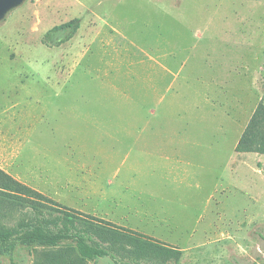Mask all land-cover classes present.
Wrapping results in <instances>:
<instances>
[{
  "label": "rangeland",
  "instance_id": "1",
  "mask_svg": "<svg viewBox=\"0 0 264 264\" xmlns=\"http://www.w3.org/2000/svg\"><path fill=\"white\" fill-rule=\"evenodd\" d=\"M263 94L264 0H25L0 21V168L169 264H264V153L234 150Z\"/></svg>",
  "mask_w": 264,
  "mask_h": 264
},
{
  "label": "trees",
  "instance_id": "2",
  "mask_svg": "<svg viewBox=\"0 0 264 264\" xmlns=\"http://www.w3.org/2000/svg\"><path fill=\"white\" fill-rule=\"evenodd\" d=\"M73 20L53 29L70 27ZM234 150L264 153V94ZM17 242L53 249L42 259L35 252L33 264H76L102 255L114 264H169L180 257V251L140 233L63 207L0 168V248Z\"/></svg>",
  "mask_w": 264,
  "mask_h": 264
},
{
  "label": "water",
  "instance_id": "3",
  "mask_svg": "<svg viewBox=\"0 0 264 264\" xmlns=\"http://www.w3.org/2000/svg\"><path fill=\"white\" fill-rule=\"evenodd\" d=\"M25 0H0V21L4 19L8 12L18 7Z\"/></svg>",
  "mask_w": 264,
  "mask_h": 264
}]
</instances>
